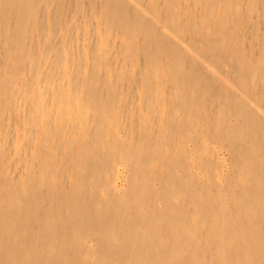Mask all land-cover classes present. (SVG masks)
Returning <instances> with one entry per match:
<instances>
[{"label":"bare ground","instance_id":"1","mask_svg":"<svg viewBox=\"0 0 264 264\" xmlns=\"http://www.w3.org/2000/svg\"><path fill=\"white\" fill-rule=\"evenodd\" d=\"M0 264H264V0H0Z\"/></svg>","mask_w":264,"mask_h":264}]
</instances>
